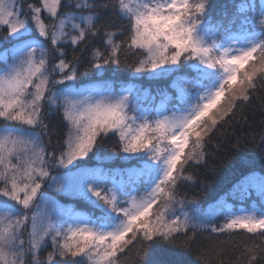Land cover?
<instances>
[{
  "label": "snow or ice",
  "instance_id": "1",
  "mask_svg": "<svg viewBox=\"0 0 264 264\" xmlns=\"http://www.w3.org/2000/svg\"><path fill=\"white\" fill-rule=\"evenodd\" d=\"M231 8L0 0V264L264 260V174L241 166L210 199L199 177L217 133L255 101L264 111V0ZM145 79L163 87L134 82ZM253 195L250 208L229 203Z\"/></svg>",
  "mask_w": 264,
  "mask_h": 264
},
{
  "label": "trees",
  "instance_id": "2",
  "mask_svg": "<svg viewBox=\"0 0 264 264\" xmlns=\"http://www.w3.org/2000/svg\"><path fill=\"white\" fill-rule=\"evenodd\" d=\"M211 2L213 5V17L214 14H216L214 11L218 8H225L229 12L232 11L231 4L233 0H211ZM94 44L98 46L100 40L96 39ZM7 47H9L7 42L3 38H0V52ZM88 55H90V52L83 54L85 60ZM68 58L71 59V55H69ZM1 66L2 63H0V68ZM94 71L95 70L90 69L86 75L80 76L79 79H92ZM80 72H84L83 65L80 68ZM104 75L106 78H109L112 77L113 74L109 69ZM119 75L121 80L126 81L127 77L131 76V72L127 68H121L119 70ZM119 82L120 81H118V83ZM140 83H137V85L148 88L153 93L156 92L157 88H160L152 84V82L142 80ZM258 103V101H255L253 105L247 109L244 117L239 118L238 123H232L230 126H226V131L224 133H217V137H220V143L215 149H212L216 155L214 159L210 160L207 170H201L199 172L201 181L203 183H210L213 188V191L210 192L205 199L222 195L223 193L220 191V186L223 185L227 179H230L233 172L238 170L241 166L251 168L259 174H264V171H262V166H264V151L261 150L262 147H264V139H262V134H264V111L257 106ZM50 119L53 123L58 124V117H51ZM237 141L240 142L239 147H237ZM113 143L112 140L106 141L104 145L98 149L97 155L108 153V150L112 148ZM94 158L95 156L90 161V164L94 165L98 162ZM213 170H215L216 174H213ZM186 191H188V194L191 196L196 189H186ZM59 199L61 203H69L66 198L60 197ZM76 206L78 208L82 207V205ZM239 242L240 241L237 240V244H239ZM227 255L229 259L234 260L235 256L238 255V252L233 253L231 249H229ZM131 258L132 257L130 256L129 259ZM184 259L190 262V264H198L195 255L192 253L185 254ZM256 264H264V260H257Z\"/></svg>",
  "mask_w": 264,
  "mask_h": 264
},
{
  "label": "rangeland",
  "instance_id": "3",
  "mask_svg": "<svg viewBox=\"0 0 264 264\" xmlns=\"http://www.w3.org/2000/svg\"><path fill=\"white\" fill-rule=\"evenodd\" d=\"M33 2H34V0H33ZM3 66H4V65H3ZM106 154H107V153H105V154H99V155L95 156L94 159H96V161H98L99 158H102V157L105 156ZM253 197H254V199H256L255 196H253ZM253 197H252V198H253ZM68 201H69V200H68ZM253 201H254V200H253ZM253 201L251 202V204L249 205V207H246V206H244V205H242L241 207H243V208H250L251 205H252V203H253ZM69 203H73V201H69ZM229 203H230V202H229ZM241 207H239L237 204H236V207L234 206L235 209H239V208H241ZM50 250H51V247H50V245H49V247L47 248V250H45V251H43V252L41 253L42 258L45 257V256L47 255V252L50 251Z\"/></svg>",
  "mask_w": 264,
  "mask_h": 264
}]
</instances>
